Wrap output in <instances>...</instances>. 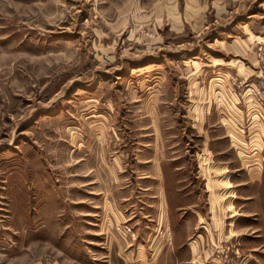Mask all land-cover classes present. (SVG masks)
Returning a JSON list of instances; mask_svg holds the SVG:
<instances>
[{
    "label": "rangeland",
    "instance_id": "1",
    "mask_svg": "<svg viewBox=\"0 0 264 264\" xmlns=\"http://www.w3.org/2000/svg\"><path fill=\"white\" fill-rule=\"evenodd\" d=\"M131 1L0 0V264H264V0Z\"/></svg>",
    "mask_w": 264,
    "mask_h": 264
},
{
    "label": "crops",
    "instance_id": "2",
    "mask_svg": "<svg viewBox=\"0 0 264 264\" xmlns=\"http://www.w3.org/2000/svg\"><path fill=\"white\" fill-rule=\"evenodd\" d=\"M139 1H142V0H137V1L132 0L130 3V7L134 8L135 10H138L139 8H143ZM231 1H234V0H231ZM181 2H182V6L180 9L179 6ZM148 4L149 5L147 7H145L144 4L143 6L146 8L145 11L147 13V18L149 19V22H151V26L154 29H156V31H158L157 28H160L161 26L165 25L168 33L175 32L173 31L174 28L175 30H179L178 32L180 34H182V32H186L188 28H190L189 29L190 31H196L198 33L199 31H197L196 29L195 30L193 29V28H198V29H202V33L206 32L208 35L207 30H209V27L214 24L213 21L212 23L209 22L208 17H207V13H209L211 9H213L214 18L216 17L217 19L216 21H218V18L220 19L221 16L226 15L227 12L231 13L229 11L230 10L229 7H227V5L230 4V0H154L152 3H148ZM126 6L129 7L128 4H126ZM234 26L235 24H231L229 26H226L225 24L222 25V32L224 33H221V34H224V36L220 39L224 38L223 40H226V39H230L232 35L234 36L235 35L233 32L234 30H231ZM224 27H226L227 29L223 30ZM262 28L264 29V24L262 25ZM216 30L217 28L211 30L209 34L211 33L210 35H214L212 33H214ZM250 32L253 33L254 31L251 29ZM217 35L218 33H216V35L213 36L211 45H215V43H217V45H224L225 41L218 40L219 37H217ZM255 38L256 40L257 39L264 40V30H262V36L258 34L255 36ZM228 46H230V44ZM218 58L219 57H217V59ZM213 80L220 81V82L222 81L220 79H215L214 77H213ZM260 125H261L260 133L264 137V124L261 123ZM237 126H240V125H237ZM203 172L206 174L205 168H203ZM249 175L251 177L253 175L257 177V172H255V170H250ZM262 175H263V172L260 169V179ZM163 200H164V197L159 201V210H161L162 205H164ZM165 204H167V202H165ZM159 210H158V214H159ZM156 224H157V227H155V229L156 228L158 229L154 233V236H153L154 243L153 244L151 243L152 244L151 246L155 253H157L156 249L159 248L158 241L160 239L157 236V233L160 230L159 228L160 223H158L157 221ZM186 247H188V249L190 250V254L192 257V260L190 262H186L187 264H195L193 263V261L196 258L198 262H200V260L201 262H203L204 260L203 253L205 249H202L200 244L198 247L197 245H194V250L189 245H186ZM192 251L194 252V254ZM197 264H200V263H197Z\"/></svg>",
    "mask_w": 264,
    "mask_h": 264
},
{
    "label": "built area",
    "instance_id": "3",
    "mask_svg": "<svg viewBox=\"0 0 264 264\" xmlns=\"http://www.w3.org/2000/svg\"><path fill=\"white\" fill-rule=\"evenodd\" d=\"M147 37L152 39L154 37V35L152 33L148 32ZM224 258L226 259L225 261H227L226 264H235V259L233 257L231 259L229 253L224 254ZM220 259H221V256L217 254L215 258L210 260L211 261L210 263L211 264H220Z\"/></svg>",
    "mask_w": 264,
    "mask_h": 264
}]
</instances>
